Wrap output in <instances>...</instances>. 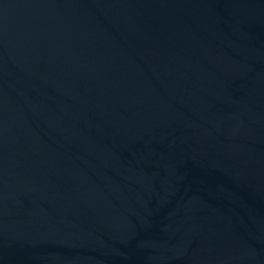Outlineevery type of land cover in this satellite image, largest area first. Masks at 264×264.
Instances as JSON below:
<instances>
[{"label": "water", "instance_id": "1", "mask_svg": "<svg viewBox=\"0 0 264 264\" xmlns=\"http://www.w3.org/2000/svg\"><path fill=\"white\" fill-rule=\"evenodd\" d=\"M0 264H264V0H0Z\"/></svg>", "mask_w": 264, "mask_h": 264}]
</instances>
